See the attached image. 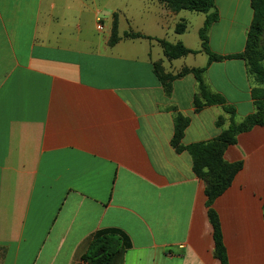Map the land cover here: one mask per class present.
<instances>
[{"label":"crops","instance_id":"crops-1","mask_svg":"<svg viewBox=\"0 0 264 264\" xmlns=\"http://www.w3.org/2000/svg\"><path fill=\"white\" fill-rule=\"evenodd\" d=\"M216 8L211 51L242 53L251 0H216ZM102 11L86 0H0V264H79L95 234L110 228L133 244L112 264H220L206 184L171 141L177 114L191 120L185 146L219 136L229 116L221 106L196 112L191 74L167 96L153 65L173 75L207 66L206 84L238 122L255 112L254 79L241 59L208 66L205 14L157 0ZM115 20L120 40L110 46ZM158 40L198 54L170 61ZM224 159L243 163L215 202L230 264H264V128L240 134Z\"/></svg>","mask_w":264,"mask_h":264},{"label":"trees","instance_id":"trees-1","mask_svg":"<svg viewBox=\"0 0 264 264\" xmlns=\"http://www.w3.org/2000/svg\"><path fill=\"white\" fill-rule=\"evenodd\" d=\"M166 5L173 12L189 11L206 15L203 27L199 31L201 40V51L209 56L208 66L214 62L223 60H244L251 77L256 84L251 91V97L255 106V112L248 115L242 121H236V110L228 106L226 99L211 91L204 79L207 66L203 68H184L173 75L166 73L161 62L154 63L153 74L162 85L164 92L170 96L173 92V84L176 80L187 75H193L198 84V91L194 97V107L197 113L208 106H221L225 114L229 116L230 124L227 129L222 130L219 136L206 142L194 143L188 146L183 144L185 129L190 125V118L182 114L175 117L174 136L171 144L178 153L188 152L193 160V170L197 177L205 182L206 207L209 222L213 230L214 256L220 264H230L227 246L224 243L220 215L215 208V202L233 184L237 173L243 168L242 162L228 163L224 159L228 147L237 144L238 136L250 132L255 127L264 128V0H251L253 18L246 39L245 50L240 54L228 56L218 55L211 51L210 29L218 22L219 12L216 8V0H157ZM186 22L177 25L176 32L183 34L186 31ZM124 38L151 39L141 33L125 32ZM120 40L117 20L112 27L110 46H114ZM163 49L165 57L172 61L189 54H198L183 46V43L171 44L165 40H158ZM224 117L217 119L216 125H224ZM264 212V205H263ZM264 216V215H263ZM130 237L121 229L110 228L95 234L89 244L87 252L82 259L87 264H112L115 258L123 255L133 247Z\"/></svg>","mask_w":264,"mask_h":264},{"label":"rangeland","instance_id":"rangeland-1","mask_svg":"<svg viewBox=\"0 0 264 264\" xmlns=\"http://www.w3.org/2000/svg\"><path fill=\"white\" fill-rule=\"evenodd\" d=\"M91 6H95V8L99 9L101 11V14L99 15V17H104L103 16V9L104 8H114L116 6H120L123 4V2L125 0H86ZM253 78V77H252ZM241 171V170H240ZM239 171V172H240ZM238 172V173H239ZM237 173V174H238ZM264 215V212H263ZM262 215V216H263ZM0 259H1V251H0Z\"/></svg>","mask_w":264,"mask_h":264},{"label":"built area","instance_id":"built-area-1","mask_svg":"<svg viewBox=\"0 0 264 264\" xmlns=\"http://www.w3.org/2000/svg\"><path fill=\"white\" fill-rule=\"evenodd\" d=\"M99 29L100 30H103V24H102L101 21H99ZM79 264H87V262H85V261L82 260V261L79 262Z\"/></svg>","mask_w":264,"mask_h":264}]
</instances>
